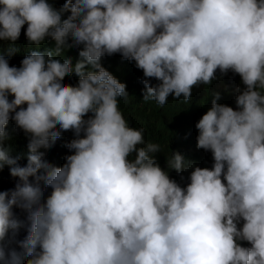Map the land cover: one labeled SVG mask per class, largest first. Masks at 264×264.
Listing matches in <instances>:
<instances>
[{
    "label": "clouds",
    "instance_id": "obj_1",
    "mask_svg": "<svg viewBox=\"0 0 264 264\" xmlns=\"http://www.w3.org/2000/svg\"><path fill=\"white\" fill-rule=\"evenodd\" d=\"M25 25L36 50L13 66ZM0 41V171L18 178L0 190V264H264V0H0ZM114 54L146 102L222 90L195 125L212 167L175 150L161 167L120 109ZM186 168L182 186L169 170Z\"/></svg>",
    "mask_w": 264,
    "mask_h": 264
},
{
    "label": "trees",
    "instance_id": "obj_2",
    "mask_svg": "<svg viewBox=\"0 0 264 264\" xmlns=\"http://www.w3.org/2000/svg\"><path fill=\"white\" fill-rule=\"evenodd\" d=\"M56 8L63 6L65 0H52ZM70 15L65 13L63 18ZM27 25L21 31L20 38L15 42L19 51L11 55L9 58L10 65L20 66L21 60L31 50H36L35 45H27L25 36ZM21 38L24 42V48L20 46ZM8 41H0L3 46L5 55H7ZM55 45V41L47 38L45 42L39 46L40 51H45ZM102 65L116 76L121 82L127 86L128 97L120 98V109L128 120L130 126L144 129L146 142L158 143L161 146V151L155 154V157L161 167L167 169V156L172 150L179 151L185 158L186 162H195L200 167H212L214 161L210 151L197 148L198 130L195 125L202 115L211 107L212 100L215 98L217 90L209 85H200L194 87L190 101L185 102L183 97L173 99L170 95L168 102L164 106L158 105L155 101H144V84L143 72H137L132 62L122 58L120 54L112 56L105 55L101 59ZM71 76L65 77V83H71ZM229 80L232 88H234L239 80L232 76L223 78V81ZM153 84L158 83L155 79ZM220 92V93H221ZM221 95H223L221 93ZM12 97H10L11 99ZM236 96L231 97V102L228 104L236 107L234 104ZM220 103L226 102L220 97ZM26 107V105H25ZM91 115V114H89ZM14 121L10 120L7 128L13 125ZM11 139L7 144L11 145L12 155L19 156L18 163L23 166L27 164V159L23 158L21 152L15 147V139L9 133ZM62 135L73 136L72 131L63 132ZM191 168H186L182 173L176 170H169L171 178L175 179L182 186H186L189 181ZM183 177V179H182ZM18 178L10 175L9 166H5L0 171V190H8L15 187ZM47 194V193H46ZM15 214L25 213L26 210L14 206Z\"/></svg>",
    "mask_w": 264,
    "mask_h": 264
}]
</instances>
